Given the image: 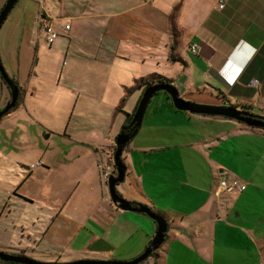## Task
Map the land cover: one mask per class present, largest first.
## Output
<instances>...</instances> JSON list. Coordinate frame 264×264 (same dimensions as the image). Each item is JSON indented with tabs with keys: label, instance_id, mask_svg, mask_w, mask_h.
<instances>
[{
	"label": "crops",
	"instance_id": "crops-1",
	"mask_svg": "<svg viewBox=\"0 0 264 264\" xmlns=\"http://www.w3.org/2000/svg\"><path fill=\"white\" fill-rule=\"evenodd\" d=\"M6 1L0 0V11ZM44 13L58 34L51 45L43 38ZM192 44L196 54L189 51ZM39 51L61 56L58 87L64 85V98L72 104L110 103L104 114L121 126L143 89L128 93L130 110L119 106L121 90L150 74L169 79L186 101L264 116V0H18L0 27V63L22 101L2 119L28 113L37 101ZM128 58L139 64L130 83V73L119 67ZM253 78L260 82L257 90L249 87ZM108 84L118 90L115 95ZM183 88L189 95L181 96ZM9 100L0 75V110ZM170 111L168 140L159 127L141 138L140 127L122 154L128 185L122 198L149 207L168 227L163 244L142 264H264V131L222 117ZM106 138V146L91 140L81 146L90 160L85 171H67L73 182L67 200L83 193L82 186L93 200L82 212L65 211L66 204L57 210L35 242L36 260L54 263L67 252L77 260L130 261L152 240L156 224L129 216L132 212L117 209L106 196L97 164L106 154L100 148L114 142ZM47 152L39 153L42 163L30 166L33 174L56 171L65 177L61 162L46 161ZM220 175L246 183V190L217 196Z\"/></svg>",
	"mask_w": 264,
	"mask_h": 264
},
{
	"label": "rangeland",
	"instance_id": "rangeland-1",
	"mask_svg": "<svg viewBox=\"0 0 264 264\" xmlns=\"http://www.w3.org/2000/svg\"><path fill=\"white\" fill-rule=\"evenodd\" d=\"M56 1L54 0V3ZM171 29L173 32V24ZM174 47L175 43L173 42ZM51 53L53 52H46L45 55V53L39 51L40 61L37 76L41 86L36 96L37 101H33L31 106L26 109L28 113L21 116L15 115L0 121V253L8 255L19 253L40 263H53L44 261L41 256L39 260L33 257L38 256V252H40V249L36 248L35 242L38 241L39 235L46 224L50 223L56 216L57 210L61 209L63 204H66L65 211L78 209L82 212L86 210V205L93 200V197L86 193L87 186L80 188V192L84 191L83 193L71 198L69 201L67 200L68 192L73 184L70 180L71 174L67 175L68 169L69 172H71L72 167L79 171H85L87 163L90 162L87 158L88 154L85 152L87 149H83L81 146L90 145L87 142L88 140L100 146H106L108 144L107 136L112 137L115 142L122 131L119 121L115 122V120H112L113 117L109 119L104 114L111 107L110 103H101L97 100L94 101L92 106L90 102L80 100L77 104H72L70 100L64 98L62 91H60L64 85L58 87V76L63 63L62 58L58 54L51 56ZM128 61L130 62L123 63L119 67H124L127 69V73H130L128 81L130 83L131 75L139 64L131 58H128ZM132 68H135V70ZM196 74L198 75L197 71ZM185 80L186 77L182 80L183 85H185ZM108 87L114 95L118 92L114 85L110 86L108 84ZM136 87L137 85L126 92L123 91L124 89L121 90L123 95L120 96L121 99L118 101L120 107L125 106L127 110L131 109L128 93ZM145 88L143 87V91ZM193 91L196 93V89ZM179 92L181 96L183 93L189 95L185 88L179 90ZM134 100L135 98L132 102ZM21 101H19L18 107ZM171 108H173L171 100L166 97L165 92L157 93L151 99L143 116V125L140 130L141 138H146L148 129L159 127L160 136L168 140L167 137L170 135V131L167 121H169L168 115L171 114ZM91 109L93 111L89 113ZM150 123H155V125H149ZM156 123L159 125H156ZM114 142L108 147L100 148V151L106 154L105 157L97 159L101 177L107 187L106 196L109 198L111 205L107 180L110 175H116L115 169H113ZM128 145L126 144L127 147ZM46 149L48 150L46 161L48 163L52 161L61 162L60 170L65 177L62 178V175L59 176L56 171L51 175L46 171L33 174L30 166L38 161L42 163L39 153ZM62 164H67L64 169ZM105 166L110 167V174L107 179H104ZM57 175L61 177V182H58ZM26 177L31 178L27 181ZM219 177L225 176L220 175ZM48 181L50 186L54 189L57 188L56 191L46 188ZM52 182H55L54 185H52ZM126 182L124 181L116 186V192L121 196L128 194ZM138 205L145 206L139 203ZM56 207L57 209H54ZM50 214H52V217H50ZM133 214L130 213L129 216H136ZM80 216L82 217V213H80ZM138 216H141L142 220L155 224L153 219L147 215L138 214ZM60 219L64 221V219ZM113 232H115L114 227ZM71 234L72 232L65 234L63 236L64 240ZM77 257V254L68 255L66 252L61 259L54 261V263L65 264L78 261Z\"/></svg>",
	"mask_w": 264,
	"mask_h": 264
},
{
	"label": "water",
	"instance_id": "water-1",
	"mask_svg": "<svg viewBox=\"0 0 264 264\" xmlns=\"http://www.w3.org/2000/svg\"><path fill=\"white\" fill-rule=\"evenodd\" d=\"M18 0H7L4 4L2 10L0 11V27L6 20L8 14L17 4ZM0 75L2 77L3 83L6 85L10 92V100L7 105L0 110V121L6 114L15 107L18 100L19 88L14 82L7 76L0 65ZM159 92H165L171 100L172 106L176 111L189 113L193 115L201 116H211V117H222L226 119H231L236 122L242 123L247 127L251 128H262L264 129V116H257L245 110H239L233 106H218V105H206L198 104L194 102H189L182 99L179 96L178 91L171 84H156L148 86L144 89L141 94V98L136 106L134 114L132 116L131 122L126 126L129 133L122 130L117 136L114 144L115 150L113 153V165L115 168L116 175H110L107 180L108 194L112 205L121 211L132 212L136 214H144L153 219L156 224V232L144 249V251L136 258L130 261H95V260H78L65 264H142L147 261L150 255L157 251L163 244L165 235L167 233V223L166 221L155 214L147 206L137 205L133 206L131 202L120 197L116 192V186L123 183L126 175V166L123 162L122 154L123 150L133 137L139 131L143 116L146 109L151 101V99ZM0 262H11L17 264H55V263H40L33 261L27 257H21L16 255H8L0 253Z\"/></svg>",
	"mask_w": 264,
	"mask_h": 264
},
{
	"label": "built area",
	"instance_id": "built-area-1",
	"mask_svg": "<svg viewBox=\"0 0 264 264\" xmlns=\"http://www.w3.org/2000/svg\"><path fill=\"white\" fill-rule=\"evenodd\" d=\"M218 8L222 9L223 8V3L222 1L219 2ZM52 18L48 16L47 14H43L41 18V28L43 29V38L44 41L48 44L51 45L55 42V40L58 38V34L55 32L53 26H52ZM68 30L69 27H66ZM198 46L195 44H192L189 47V51L192 54L197 53ZM260 86V82L253 78L249 82V87L257 90ZM106 173L104 174V179H107L109 174H110V167L105 166ZM215 193L216 195H231V194H242L246 188L247 185L246 183L238 180L237 178H228V177H219L218 180L215 183Z\"/></svg>",
	"mask_w": 264,
	"mask_h": 264
},
{
	"label": "trees",
	"instance_id": "trees-1",
	"mask_svg": "<svg viewBox=\"0 0 264 264\" xmlns=\"http://www.w3.org/2000/svg\"><path fill=\"white\" fill-rule=\"evenodd\" d=\"M171 59V61H176V58L175 57H171L170 58ZM178 61H180V62H182L180 59L178 60ZM0 65H1V63H0ZM2 67V66H1ZM3 69V68H2ZM4 71V70H3ZM156 84H160V85H162V84H171V82H170V80L169 79H167V78H164V77H162V76H160V75H156V74H154V75H151L149 78H146V79H141L136 85H137V87L138 88H142L143 89V87H148V86H152V85H156ZM165 95H166V97L169 99V97H168V95L165 93ZM18 101H20V96H18ZM18 101L16 102V106H15V108L17 107V105H18ZM236 107V106H235ZM14 108V109H15ZM14 109H12V110H10L7 114H9V113H11ZM135 109H136V107H135ZM135 109H134V111H135ZM134 113V112H133ZM133 113L132 114H127L126 115V119H125V121H124V124L122 125V129L121 130H125V132L126 133H129V130H127L126 129V126H128V124L131 122V119H132V116H133ZM6 114V115H7ZM229 120H231V119H229ZM250 129H261V130H263L264 131V129H262V128H251V127H249ZM129 144V143H128ZM127 144V145H128ZM123 158V157H122ZM113 169H115L114 167H113ZM120 197H121V195L119 194V193H117ZM132 204V203H131ZM133 206H134V204H132ZM154 254H155V252H153L151 255H150V257L149 258H152L153 256H154ZM14 255H16V256H21V257H24L22 254H14ZM0 264H17V263H11V262H0Z\"/></svg>",
	"mask_w": 264,
	"mask_h": 264
},
{
	"label": "flooded vegetation",
	"instance_id": "flooded-vegetation-1",
	"mask_svg": "<svg viewBox=\"0 0 264 264\" xmlns=\"http://www.w3.org/2000/svg\"><path fill=\"white\" fill-rule=\"evenodd\" d=\"M170 99V98H169ZM122 197V196H121Z\"/></svg>",
	"mask_w": 264,
	"mask_h": 264
},
{
	"label": "clouds",
	"instance_id": "clouds-1",
	"mask_svg": "<svg viewBox=\"0 0 264 264\" xmlns=\"http://www.w3.org/2000/svg\"><path fill=\"white\" fill-rule=\"evenodd\" d=\"M238 109V108H237Z\"/></svg>",
	"mask_w": 264,
	"mask_h": 264
}]
</instances>
